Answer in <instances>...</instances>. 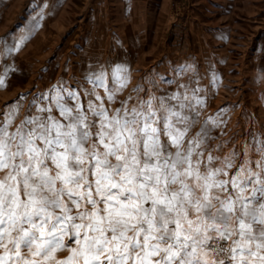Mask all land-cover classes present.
Instances as JSON below:
<instances>
[{
    "label": "snow or ice",
    "instance_id": "1",
    "mask_svg": "<svg viewBox=\"0 0 264 264\" xmlns=\"http://www.w3.org/2000/svg\"><path fill=\"white\" fill-rule=\"evenodd\" d=\"M126 72L60 81L18 124L0 114V264H264V133L213 155L196 79L112 108Z\"/></svg>",
    "mask_w": 264,
    "mask_h": 264
},
{
    "label": "rangeland",
    "instance_id": "2",
    "mask_svg": "<svg viewBox=\"0 0 264 264\" xmlns=\"http://www.w3.org/2000/svg\"><path fill=\"white\" fill-rule=\"evenodd\" d=\"M21 36L19 51L5 53V41ZM117 65L129 83L112 108L135 98L138 84L141 96L161 95L196 79L203 106L194 131L217 121L208 124L213 155L243 153L264 133V0H0V114L17 108L15 123L58 82L75 87ZM180 66L192 70L177 76Z\"/></svg>",
    "mask_w": 264,
    "mask_h": 264
}]
</instances>
